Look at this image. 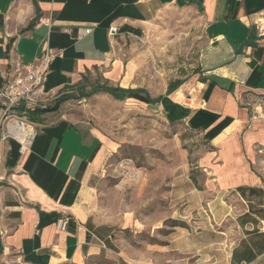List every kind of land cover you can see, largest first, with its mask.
Listing matches in <instances>:
<instances>
[{
    "label": "crops",
    "instance_id": "1",
    "mask_svg": "<svg viewBox=\"0 0 264 264\" xmlns=\"http://www.w3.org/2000/svg\"><path fill=\"white\" fill-rule=\"evenodd\" d=\"M180 5L203 14L207 43L196 74L156 106L211 149L196 167L202 188L185 171L188 212L180 218L188 226L173 229L172 264H264V33L256 27L264 0H0V89L12 59L37 64L46 48L56 53L48 94L73 92L96 72L117 79L116 36H137L160 10ZM67 103L26 114L34 138L24 152L20 137L0 133V264L16 251L22 264H111L121 256L114 225L91 212L89 185L116 143L74 120Z\"/></svg>",
    "mask_w": 264,
    "mask_h": 264
},
{
    "label": "rangeland",
    "instance_id": "2",
    "mask_svg": "<svg viewBox=\"0 0 264 264\" xmlns=\"http://www.w3.org/2000/svg\"><path fill=\"white\" fill-rule=\"evenodd\" d=\"M136 35L116 36L114 59L121 69L117 79L93 73L80 88L50 98L48 107L56 105L58 110V102H69L64 110L74 120L90 123L116 143L89 181L93 216L115 228L121 256L109 262L123 264L127 258L172 264L174 222L188 226V219L182 218L190 189L185 171L202 188L204 174L196 167L211 146L184 122L169 120L156 102L170 83L188 81L198 71L207 43L206 19L188 5L168 6Z\"/></svg>",
    "mask_w": 264,
    "mask_h": 264
},
{
    "label": "built area",
    "instance_id": "3",
    "mask_svg": "<svg viewBox=\"0 0 264 264\" xmlns=\"http://www.w3.org/2000/svg\"><path fill=\"white\" fill-rule=\"evenodd\" d=\"M256 27L259 33H264V12L260 13ZM90 32L89 28L83 29L80 35L84 36ZM117 32V27H110L111 36H115ZM55 55L52 48H46L37 64H25L19 56H16L11 61L5 82L0 89V133L5 132L4 138L20 137L21 152L30 147L34 138V135L26 133V128L30 125L26 114L48 108L49 100L53 98L51 93H46L45 83ZM67 224V218L57 221L60 230H64ZM23 260L22 252L16 251L8 256L6 263L22 264Z\"/></svg>",
    "mask_w": 264,
    "mask_h": 264
},
{
    "label": "trees",
    "instance_id": "4",
    "mask_svg": "<svg viewBox=\"0 0 264 264\" xmlns=\"http://www.w3.org/2000/svg\"><path fill=\"white\" fill-rule=\"evenodd\" d=\"M181 84H182V81H180V80L175 81L173 83H170V85L168 87V93H171L172 91H174L175 89H177ZM132 96H135V97H138L139 98L140 95L138 93H133ZM140 99H142V100H144L146 102L148 101L147 98H140ZM58 103L60 104L62 102H58ZM147 103H150V102H147ZM57 108L58 107L55 105L54 107H51V108L48 107V108L42 109V110L37 109V110H35L33 112H34V115L35 114L36 115H40V114L46 113V112L51 111V110H56ZM194 181H195V178H194ZM174 223H175L174 226H182L180 221H175ZM123 264H128V263H126L125 261H123Z\"/></svg>",
    "mask_w": 264,
    "mask_h": 264
},
{
    "label": "bare ground",
    "instance_id": "5",
    "mask_svg": "<svg viewBox=\"0 0 264 264\" xmlns=\"http://www.w3.org/2000/svg\"><path fill=\"white\" fill-rule=\"evenodd\" d=\"M184 86V85H183ZM174 97L176 99H181L183 97V94L181 91H178L177 93L174 94ZM171 98V97H170ZM173 100V99H172ZM178 103V102H177ZM28 129V128H27Z\"/></svg>",
    "mask_w": 264,
    "mask_h": 264
}]
</instances>
